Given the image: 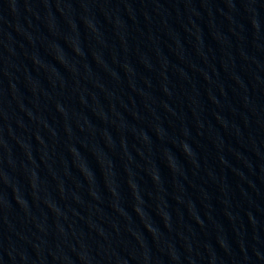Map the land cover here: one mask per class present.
I'll return each mask as SVG.
<instances>
[{"label":"water","instance_id":"water-1","mask_svg":"<svg viewBox=\"0 0 264 264\" xmlns=\"http://www.w3.org/2000/svg\"><path fill=\"white\" fill-rule=\"evenodd\" d=\"M8 264H264V0H93Z\"/></svg>","mask_w":264,"mask_h":264}]
</instances>
